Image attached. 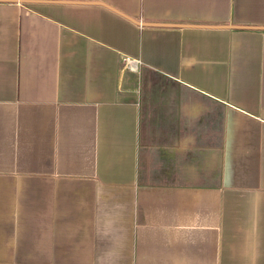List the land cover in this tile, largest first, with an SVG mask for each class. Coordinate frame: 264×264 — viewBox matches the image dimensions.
I'll return each mask as SVG.
<instances>
[{
    "label": "crops",
    "instance_id": "0c3cea01",
    "mask_svg": "<svg viewBox=\"0 0 264 264\" xmlns=\"http://www.w3.org/2000/svg\"><path fill=\"white\" fill-rule=\"evenodd\" d=\"M0 264H264V0H0Z\"/></svg>",
    "mask_w": 264,
    "mask_h": 264
},
{
    "label": "built area",
    "instance_id": "2783aa9c",
    "mask_svg": "<svg viewBox=\"0 0 264 264\" xmlns=\"http://www.w3.org/2000/svg\"><path fill=\"white\" fill-rule=\"evenodd\" d=\"M123 61H127L126 58H123Z\"/></svg>",
    "mask_w": 264,
    "mask_h": 264
}]
</instances>
